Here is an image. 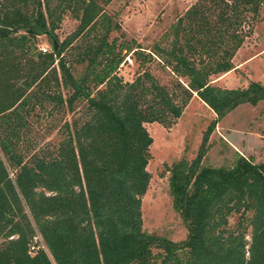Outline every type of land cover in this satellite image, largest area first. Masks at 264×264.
<instances>
[{"label": "trees", "instance_id": "1", "mask_svg": "<svg viewBox=\"0 0 264 264\" xmlns=\"http://www.w3.org/2000/svg\"><path fill=\"white\" fill-rule=\"evenodd\" d=\"M111 1L8 0L0 10V264H264V161L236 153L227 166L203 164L216 124L264 101L262 82H211L234 68L245 24L264 0H196L167 45L148 51L110 38L121 30L105 11ZM67 12L77 25L60 40ZM42 35L52 42L45 52ZM128 54L138 70L123 81L117 71ZM155 58L172 73L169 84L150 71ZM194 94L215 118L195 156L168 169L186 228L173 241L143 228L145 124L170 127ZM33 116L52 120L56 143L36 149Z\"/></svg>", "mask_w": 264, "mask_h": 264}, {"label": "rangeland", "instance_id": "2", "mask_svg": "<svg viewBox=\"0 0 264 264\" xmlns=\"http://www.w3.org/2000/svg\"><path fill=\"white\" fill-rule=\"evenodd\" d=\"M195 1L112 0L105 11L114 17L121 30L113 31L110 38L134 40L146 51L155 44L165 46L169 41L167 36L171 25ZM76 25L77 20L67 12L55 33L62 40ZM244 31V42L232 59L234 68L212 76L213 84L236 88L246 86L250 81L264 83V5L258 15L245 24ZM51 43L46 36L38 38L39 49L44 47L50 50ZM158 61L155 58L148 67L162 84H169L173 78L172 73ZM137 70L138 63L128 54L117 73L123 81H132ZM180 80L184 81L183 78ZM76 111L74 115L79 116L81 110L77 108ZM35 113L42 116L44 111ZM214 118V112L194 94L181 116L170 127L158 122L145 124L152 137L147 165L150 180L141 199L143 228L147 232L166 236L173 241L185 238L186 228L172 207L168 169L181 158L192 159L195 156L202 134ZM39 121L35 116L31 118V137L35 140L36 149L44 148L49 143L54 144L57 140L56 133L48 131L52 120L44 117ZM225 137H232L235 146L226 141ZM259 140L260 146L257 144ZM209 143L210 147L203 159L204 165L227 166L236 153L245 157L252 156L255 161H264V101L256 105L241 104L229 112L216 124Z\"/></svg>", "mask_w": 264, "mask_h": 264}, {"label": "built area", "instance_id": "3", "mask_svg": "<svg viewBox=\"0 0 264 264\" xmlns=\"http://www.w3.org/2000/svg\"><path fill=\"white\" fill-rule=\"evenodd\" d=\"M8 0H0V10L5 6ZM43 52L47 51V48H41Z\"/></svg>", "mask_w": 264, "mask_h": 264}, {"label": "crops", "instance_id": "4", "mask_svg": "<svg viewBox=\"0 0 264 264\" xmlns=\"http://www.w3.org/2000/svg\"><path fill=\"white\" fill-rule=\"evenodd\" d=\"M233 137V136H232ZM231 137V138H232ZM230 137H225V140L228 141L231 145L235 146V144L233 143L232 139ZM258 146H260L261 144V140H259V142L257 143Z\"/></svg>", "mask_w": 264, "mask_h": 264}]
</instances>
